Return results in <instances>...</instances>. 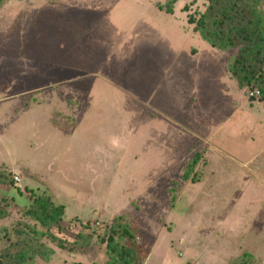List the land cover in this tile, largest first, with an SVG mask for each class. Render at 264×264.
I'll use <instances>...</instances> for the list:
<instances>
[{"label": "rangeland", "instance_id": "1", "mask_svg": "<svg viewBox=\"0 0 264 264\" xmlns=\"http://www.w3.org/2000/svg\"><path fill=\"white\" fill-rule=\"evenodd\" d=\"M165 1L0 0V264L36 195L66 246L31 233L32 264H122L120 225L141 264H264V100L189 23L208 3Z\"/></svg>", "mask_w": 264, "mask_h": 264}, {"label": "trees", "instance_id": "2", "mask_svg": "<svg viewBox=\"0 0 264 264\" xmlns=\"http://www.w3.org/2000/svg\"><path fill=\"white\" fill-rule=\"evenodd\" d=\"M177 1L166 0L164 3H158L157 6L160 10L173 14ZM205 1L208 3L206 10L199 17L191 14L189 23L195 24L194 30L212 47L223 51L238 49L233 63L229 66L232 77L238 82L240 88L256 86L260 90L261 99L264 100V0ZM2 177L3 174L0 172V183ZM25 214L46 228V232H39L30 226L20 229L19 232L27 235L28 238L18 239L12 245L17 248L23 247L22 249L13 252L9 248L6 251L8 257L6 264H28L27 262L32 264L36 256L50 261L55 253L53 248L40 243L30 246L29 250L24 248L27 240L33 239L30 237L31 233H34L35 237H49L61 248L66 246L65 240L58 238L57 234L52 232L53 228L61 226L65 206L57 204L48 195H36ZM120 226L119 234L120 237L125 238V242L120 244L110 235L106 240L108 250L122 264H141L142 248L136 241L135 232L126 225ZM82 237L84 240L87 238ZM90 239L91 237H88L85 240L83 247L89 245ZM244 255L252 256L248 253Z\"/></svg>", "mask_w": 264, "mask_h": 264}, {"label": "crops", "instance_id": "3", "mask_svg": "<svg viewBox=\"0 0 264 264\" xmlns=\"http://www.w3.org/2000/svg\"><path fill=\"white\" fill-rule=\"evenodd\" d=\"M193 58H194V56H192ZM232 96V95H231ZM231 96L230 95H228V94H226V92H225V94H224V98H225V100H227V99H230V101H231ZM168 118V117H167ZM75 119V124H80V122H81V119L83 120V121H85V119H87V118H74ZM168 119H170V118H168ZM177 124H178V122H176ZM176 124V125H177ZM77 125H74L73 126V129L71 130V135L73 136V134H76L77 136H79L80 135V137H82L83 136V133H81L78 129V127H76ZM179 127V129H180V126H179V124L177 125V128ZM75 130V131H74ZM56 132L58 133V131L56 130ZM70 135V136H71ZM128 200V202L130 201V198H128L127 199ZM123 202V201H122Z\"/></svg>", "mask_w": 264, "mask_h": 264}, {"label": "built area", "instance_id": "4", "mask_svg": "<svg viewBox=\"0 0 264 264\" xmlns=\"http://www.w3.org/2000/svg\"><path fill=\"white\" fill-rule=\"evenodd\" d=\"M251 93H252L251 95H252V96H255V97H258V96H260V94H261V93H260V90H259V89H256V88H255ZM16 179H17V180H20L19 177H16Z\"/></svg>", "mask_w": 264, "mask_h": 264}, {"label": "clouds", "instance_id": "5", "mask_svg": "<svg viewBox=\"0 0 264 264\" xmlns=\"http://www.w3.org/2000/svg\"><path fill=\"white\" fill-rule=\"evenodd\" d=\"M113 145L115 146L117 144V141L116 140H113Z\"/></svg>", "mask_w": 264, "mask_h": 264}]
</instances>
